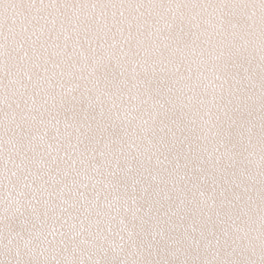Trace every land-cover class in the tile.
Here are the masks:
<instances>
[{"label":"snow or ice","instance_id":"obj_1","mask_svg":"<svg viewBox=\"0 0 264 264\" xmlns=\"http://www.w3.org/2000/svg\"><path fill=\"white\" fill-rule=\"evenodd\" d=\"M0 264H264V0H0Z\"/></svg>","mask_w":264,"mask_h":264}]
</instances>
